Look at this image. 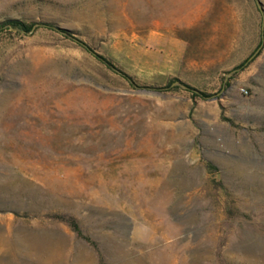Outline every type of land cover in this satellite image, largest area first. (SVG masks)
Here are the masks:
<instances>
[{"label": "rangeland", "instance_id": "1", "mask_svg": "<svg viewBox=\"0 0 264 264\" xmlns=\"http://www.w3.org/2000/svg\"><path fill=\"white\" fill-rule=\"evenodd\" d=\"M9 19L36 27L0 31V264H100L61 214L108 264H264V0H0Z\"/></svg>", "mask_w": 264, "mask_h": 264}, {"label": "trees", "instance_id": "2", "mask_svg": "<svg viewBox=\"0 0 264 264\" xmlns=\"http://www.w3.org/2000/svg\"><path fill=\"white\" fill-rule=\"evenodd\" d=\"M40 26L45 27L46 29H49L52 31L60 32L65 37L76 40V38L73 36L70 30L61 29L51 23L40 24ZM35 27H36L35 23L34 24L27 23L20 19H9L0 24V31L9 30V31H16L20 34L29 35L35 30ZM81 46L86 50H90V47L86 43L81 42ZM97 57L99 58L101 62H103L109 68H113L112 62L110 60H108L107 58L101 55H97ZM248 62L249 60H246L239 68H243ZM200 94L204 98L209 97V95H206L204 93H200ZM208 167L214 168L213 165L211 164H209ZM52 218L56 221H59L67 225L79 238L85 240L89 245H91L100 257V264H108L103 253L101 252L98 242L85 233L81 225V222L75 216L61 214V215H53ZM218 258H219L220 263L224 264L225 261L223 259L221 252H218Z\"/></svg>", "mask_w": 264, "mask_h": 264}, {"label": "bare ground", "instance_id": "3", "mask_svg": "<svg viewBox=\"0 0 264 264\" xmlns=\"http://www.w3.org/2000/svg\"><path fill=\"white\" fill-rule=\"evenodd\" d=\"M258 258V257H257Z\"/></svg>", "mask_w": 264, "mask_h": 264}]
</instances>
